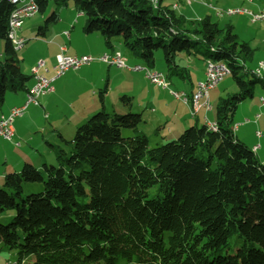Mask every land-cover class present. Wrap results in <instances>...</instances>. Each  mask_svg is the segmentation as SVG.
I'll return each instance as SVG.
<instances>
[{
	"label": "trees",
	"instance_id": "1",
	"mask_svg": "<svg viewBox=\"0 0 264 264\" xmlns=\"http://www.w3.org/2000/svg\"><path fill=\"white\" fill-rule=\"evenodd\" d=\"M153 1L34 0L42 14L36 34L71 3L84 16L83 31L98 32L111 52L118 44L127 60L150 68L160 52L168 80L189 79L186 56L221 61L236 91L218 99L214 129L194 123L155 146L123 94L126 111L92 113L71 140L58 133L69 147L50 145L56 164L24 162L5 173L0 215L13 216L0 223V243L17 264H264V163L234 122L238 105L264 87L247 64L255 49L229 23L209 14L190 19ZM14 8L0 0V102L28 90L32 78L10 38Z\"/></svg>",
	"mask_w": 264,
	"mask_h": 264
},
{
	"label": "crops",
	"instance_id": "2",
	"mask_svg": "<svg viewBox=\"0 0 264 264\" xmlns=\"http://www.w3.org/2000/svg\"><path fill=\"white\" fill-rule=\"evenodd\" d=\"M208 1L209 5H215L210 0ZM166 2L171 5L176 4L173 6L175 10L179 8L178 2L175 0H170V2L166 0ZM230 2V5L224 6L225 9L242 7L250 10V12H258L264 9L262 2L254 0H230ZM250 6H253L252 9L254 10ZM190 7L186 10V14H180L187 18H199L200 11L192 7L191 3ZM67 10H69L68 14L63 17L61 15L57 23L50 24L43 35L36 34L37 26L42 22V19L27 21L24 26L26 30L23 31L24 28H20L17 31L19 37L26 39V42L19 49L21 51L19 52L21 67L26 74L30 75L31 68L36 62L43 60L44 65L39 68L38 72L52 78L55 74L56 55L60 52V47L63 46L65 47L64 53L70 55L88 54L97 57L105 52H111L105 46L103 38L98 32L85 33L83 31L84 16L75 10L73 4L70 3ZM244 14L250 16L247 13L240 15ZM115 49L121 51L118 44L115 45ZM260 60L264 59H254L253 65L249 64V66L255 68ZM127 63L130 64L129 62ZM182 63L189 70L188 84L186 86L185 83L179 80L176 85L180 93L183 92L191 96L197 83L204 79L206 61L186 56ZM113 68L114 70L112 71L110 65L101 61H93L79 69L67 70L61 76L52 80V90L39 96L37 105H29L21 116L14 118L11 138L0 137V182L5 173L19 170L24 162H30L36 168H41L44 163H54V152L50 145L58 144L55 140H51L53 133L47 127V123L52 127L53 131L58 128L57 125L60 126L58 133L62 136L65 130L74 131L79 124L86 121L100 106L108 111H126L127 109L119 103V97L125 94L132 97V110L140 112L143 119L142 123L149 128L153 127L155 129L153 132L154 140L159 143V141L164 139L176 137L180 130L188 124L215 122V105L218 99L236 89L233 81H231L232 83L228 82L226 86H222L219 89L218 86L222 82L220 81L218 85L209 90L210 109L207 110L205 107H201L196 115L191 117L189 103H184L181 99L171 95L166 88L150 82L142 72L115 66ZM160 71L164 72V70ZM102 83H104L103 89L105 91L101 100L99 91L102 89L100 88ZM32 84L33 78L29 81L28 87ZM26 92L27 90L7 92L3 101L0 102V117L7 116L13 107L22 105L25 101ZM261 98L258 101L260 109L264 107ZM254 99L255 94L251 101L252 104ZM245 102L240 104H245ZM148 105L151 106V114L149 115L144 110ZM240 110L235 115L237 118L235 134L247 146L250 147L252 145L251 148L257 146L255 152L258 157H261L260 155L262 154L258 152L261 143L257 142L260 143L257 144L254 137L260 139L263 136L260 122L264 123V114L259 117L260 114L258 113L253 121H249V119L243 120L242 116L250 115L253 112V108L247 109L245 105H241ZM261 118L263 121H260ZM248 122L255 124V131L261 130L262 135L260 137H257L256 133L253 135V127H245L244 124ZM166 126L168 127L167 133L169 135L160 130ZM39 130H41L40 134ZM251 131L252 133L249 134ZM1 246L0 243V251H3ZM8 259L0 256V264H6Z\"/></svg>",
	"mask_w": 264,
	"mask_h": 264
},
{
	"label": "built area",
	"instance_id": "3",
	"mask_svg": "<svg viewBox=\"0 0 264 264\" xmlns=\"http://www.w3.org/2000/svg\"><path fill=\"white\" fill-rule=\"evenodd\" d=\"M237 8V7H235ZM243 10V9H241ZM264 9L260 10L263 11ZM256 18H257V13ZM36 13L33 6V1L31 0L30 8L28 12H14L12 17V22H10L11 33H17L18 26H22L26 18L32 17ZM20 39V38H19ZM18 42V40H15ZM65 47H60V52L56 55V64L54 66L55 74L52 78L46 77L38 72L39 68L44 65L43 60H38L36 64L31 68V75L33 78V84L28 88L26 92L25 101L22 105L13 107L7 116L0 117V137L5 139H10L13 134V121L15 117L21 116L29 105H37L39 96L52 90L51 82L55 78L61 76L69 69H79L84 65H88L93 61H101L110 66H115L117 68H124L132 71H139L144 74V76L152 83L158 86H165L169 88L167 83L166 75L163 71L156 69H142L141 63L128 64L127 59L122 55L121 51L116 50L114 52H105L100 56L94 57L88 54L82 55H70L65 54ZM218 69L207 68V61L205 66V76L204 79L199 81L200 92H193V96H184L182 92L174 91L170 88L171 94L181 99L184 103H189L190 105V116L196 115L197 111L201 107H205L207 110L210 109L209 90L216 85L222 79L229 74V70L226 66L222 65L219 61ZM254 72L257 75L264 76V62H259L254 68ZM262 104L264 102L261 100ZM207 126L211 129L216 127L215 122H206ZM262 135L261 131H256V136L260 137ZM257 146H254L256 149Z\"/></svg>",
	"mask_w": 264,
	"mask_h": 264
},
{
	"label": "rangeland",
	"instance_id": "4",
	"mask_svg": "<svg viewBox=\"0 0 264 264\" xmlns=\"http://www.w3.org/2000/svg\"><path fill=\"white\" fill-rule=\"evenodd\" d=\"M156 0H154L153 2H155ZM170 2V0H168ZM176 2H178V5H179V8L175 11H177L179 14L180 13H184L186 14V10L188 8H191L190 7V3L192 5V7H194L195 9H197L198 11H200L199 15L201 17H204L206 14H209L211 15L212 19L214 21H217L219 22V24L221 26L229 23L233 26V29L235 31V33L238 35V38L240 41H245V42H248L250 44V46L252 48L255 49L254 51V55H253V60H257V59H264V19L263 20H257V21H253L250 16L244 14V15H240V14H233V15H228V14H225L224 13V6L226 5H230L231 2L230 0H210L211 2H213L215 5H209V1L208 0H175ZM256 2H262V5H264V0H254ZM216 6V7H215ZM173 7V6H172ZM250 8L252 9L253 6H250ZM53 10V4H49V7H48V10L45 12L44 16L47 14H49L51 11ZM254 10V9H252ZM217 11H222V14H218ZM69 12V10H64L62 12V17L67 15ZM75 13V12H74ZM46 15V16H47ZM226 15V16H225ZM42 18V14L41 13H37L35 14L33 17H30V18H26L24 20V24L22 25L21 29L24 28V26L26 25L27 21H36L38 19H41ZM190 19H194V18H190ZM198 19V18H196ZM19 30V29H18ZM26 29L24 28L23 31H25ZM35 33V31H34ZM3 51V42L2 40H0V53ZM21 52V51H19ZM21 58V57H20ZM249 61L248 62V65H253L254 61ZM127 62H129L130 64H135V63H139L135 60H132V59H128ZM23 65V64H22ZM110 69L113 71L114 68L113 66H110ZM153 69H156V70H164V61L162 59V56L160 54V52H157L156 53V60H155V65L153 67ZM127 70V69H126ZM179 80L182 82V83H185V85L187 86L188 84V81L187 79L186 80H181V79H178L176 77H172L171 80L169 81L167 79V83H169V88H166L167 91L170 92V88L174 91H177L179 92L178 90V87H177V82H179ZM232 76L231 74H228L226 77H224V79L222 80V82L219 84L218 88L220 89L222 86H226V84L229 82V83H232ZM100 88H104V83H102L100 85ZM236 91V89L234 90ZM234 91H230V92H234ZM171 93V92H170ZM255 99L253 100L254 103L252 104L251 101L252 99L250 100H247L245 102V104H239L238 108L236 109V112H235V115L236 113H239L240 110V107L241 105H245V107H247V109H251L253 108V112L250 113V115H246V116H242V119L245 120V119H249V121H253V119L255 118V115L256 114H260L259 117L262 116V114H264V107H262L260 109V105H259V99L260 97H264V88L262 87L261 84H258L256 86V89H255ZM172 95V94H171ZM112 96V94H111ZM39 109L42 110V108L40 106H38ZM151 106L148 105L144 110H145V113L146 114H151V110H150ZM154 108L156 109V107L154 106ZM102 109V107L100 106L99 109L97 111H100ZM43 111V110H42ZM95 111V112H97ZM69 114V113H67ZM188 115V114H187ZM234 115V122H236V116ZM43 116H44V113H43ZM187 117V116H186ZM260 121H263L262 118ZM47 122V121H46ZM244 122V121H243ZM47 127L50 128L51 132L53 133L52 136H51V140H55V142H57V144L59 146H63L66 150H68V144L65 143L58 135V130L59 128H61L60 126L57 125L58 128H56L54 131L51 129L52 127H50V125L47 123L46 124ZM246 128L248 127H253V135L256 133V126L255 124H253V122H248V123H245L244 124ZM260 128L262 130V133H263V136L258 139L256 137H254L255 139V142H260L261 143V147L258 148V152L262 155H260L261 157H258L260 159L261 162L264 163V123L260 122ZM189 126H192V125H186L185 127H183L181 130H184L185 128L189 127ZM143 131L145 132V134L148 136V139H149V145L150 146H155L156 144H161L163 142H166V141H169V140H173V139H176L177 136L180 134L178 133V135H176V137H173V138H167V139H164L163 141H159V143H156L157 141L154 140V135H153V132H154V128H149L147 127V125L145 126L144 123H141L140 126ZM55 128V127H54ZM53 128V129H54ZM68 129V127H67ZM162 132H165L167 133V130H168V127L166 126L165 128H162L160 129ZM180 130V132H182ZM260 129H258V131H261ZM41 130H39V134H40ZM251 132H249V134H251ZM75 134V129L74 131L70 132V131H64L63 133V137L66 138L67 140H71L73 138ZM167 135H169L167 133ZM161 137V136H160ZM169 137V136H168ZM260 143H257V144H260ZM252 146V145H251ZM250 146V148H251ZM45 153V151H44ZM257 154V153H256ZM263 156V157H262ZM53 162L55 163V155H53ZM56 164V163H55ZM12 212H6L2 215H0V223H7L9 222L11 219H12V216L13 214H11ZM0 256H4L6 257L7 259L9 258L10 260L14 261L15 258H16V255L14 252H8L6 250H3V251H0Z\"/></svg>",
	"mask_w": 264,
	"mask_h": 264
},
{
	"label": "bare ground",
	"instance_id": "5",
	"mask_svg": "<svg viewBox=\"0 0 264 264\" xmlns=\"http://www.w3.org/2000/svg\"><path fill=\"white\" fill-rule=\"evenodd\" d=\"M10 1L15 5V8L13 9V11L10 14L9 26H10V22H12V17H13L14 12H28V8H30V4H31V0H10ZM32 1H33L34 9L36 10V4H35L34 0H32ZM175 5L176 4H173L172 6H175ZM241 9H243V10H241ZM217 13L218 14H222V11H217ZM224 13L228 14V15L247 13V14L250 15V18L253 21L263 20L264 19V10L260 11V13H257V18H256V13L250 12V10L244 9L242 7L227 8V9L224 10ZM20 28H21V26H18L17 31ZM10 38H11L12 42H14V45H15L16 49H20L23 46V44L25 43V39L24 38L19 37L17 35V33H11V28H10ZM15 40H18V42H15ZM219 62L222 65L226 66L227 69L229 70V73H230L229 67L224 62H221V61H219ZM259 62H264V60H260L257 63H259ZM207 68H209V69H218V62H216L214 60H208L207 61ZM142 69H151V68L146 66V65H144V64H142ZM259 76L264 79L263 75H259ZM160 87L165 88V86H160ZM194 92H200V84H199V82L197 83ZM182 95L188 96V95H186L183 92H182ZM191 96H193V93H192ZM261 100L264 102L263 98H261ZM6 264H17V262L15 260L12 261V260L8 259L6 261Z\"/></svg>",
	"mask_w": 264,
	"mask_h": 264
}]
</instances>
